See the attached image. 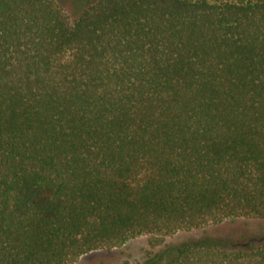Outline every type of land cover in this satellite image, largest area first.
<instances>
[{"label":"trees","instance_id":"trees-1","mask_svg":"<svg viewBox=\"0 0 264 264\" xmlns=\"http://www.w3.org/2000/svg\"><path fill=\"white\" fill-rule=\"evenodd\" d=\"M238 220L264 222V0H0V264L139 236V264H264L256 234L164 243Z\"/></svg>","mask_w":264,"mask_h":264},{"label":"rangeland","instance_id":"rangeland-1","mask_svg":"<svg viewBox=\"0 0 264 264\" xmlns=\"http://www.w3.org/2000/svg\"><path fill=\"white\" fill-rule=\"evenodd\" d=\"M256 234L255 238L259 240L264 236L263 221H244L238 220L227 222L225 224L208 228L202 231L181 232L175 236L165 239L164 243L176 245L184 243L193 238L211 236L214 238H226L235 240L236 236ZM165 244V245H166ZM158 247L156 250H158ZM149 250L147 236H139L127 242L121 248L115 249L108 253H97L84 259L81 264H122L128 262L130 264H139L144 261ZM154 250V251H156Z\"/></svg>","mask_w":264,"mask_h":264}]
</instances>
